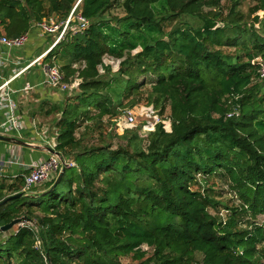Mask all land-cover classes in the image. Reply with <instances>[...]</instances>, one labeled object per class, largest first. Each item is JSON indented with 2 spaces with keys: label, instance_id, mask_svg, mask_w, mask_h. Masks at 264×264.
<instances>
[{
  "label": "trees",
  "instance_id": "obj_1",
  "mask_svg": "<svg viewBox=\"0 0 264 264\" xmlns=\"http://www.w3.org/2000/svg\"><path fill=\"white\" fill-rule=\"evenodd\" d=\"M78 1L0 0V33L65 21ZM223 1L230 2L226 16ZM242 2L80 0L75 13L88 26L71 22L47 56L63 60L68 83L80 80L76 95L65 90L63 104L53 105L61 113L55 149L76 166L65 167L56 185L57 178L27 192L21 175L0 174V201L23 193L0 206V226L31 219L8 236L0 231V264H122L123 255L139 264L256 263L264 225L234 230L233 219L210 211L216 200L195 188L200 178L225 177L243 209L264 216V16H256L263 31L249 27ZM106 55L121 59L116 72ZM145 74L155 77L149 100L169 112L148 136L121 122L123 98L141 89L136 75ZM105 117L116 131L86 142L91 129L104 133ZM115 137L126 143L115 145Z\"/></svg>",
  "mask_w": 264,
  "mask_h": 264
},
{
  "label": "built area",
  "instance_id": "obj_2",
  "mask_svg": "<svg viewBox=\"0 0 264 264\" xmlns=\"http://www.w3.org/2000/svg\"><path fill=\"white\" fill-rule=\"evenodd\" d=\"M79 2L80 0L78 1V3ZM78 3L75 5V7L73 8V10L65 21L57 22L55 18H50L49 20L44 19L43 21L35 24V26H38L43 32L59 34L57 35L51 47H49L45 52L40 54L37 58L31 61L24 68L15 72V74L11 78L5 80L0 85V106L5 109V119L0 124L1 134L13 136L15 133L20 136L22 130L25 127L24 120L19 114V105L17 101L11 97V81L33 64L39 61L43 62L48 56L49 52L62 39L65 32L69 29L71 22L77 20L80 29L86 28L88 26L89 20H87L81 13H75ZM61 26L62 29L60 30ZM29 38L30 31L24 32L21 35L14 37H10L4 33H0V46H6L9 49L22 48L27 44ZM3 63L4 61L0 57V66ZM42 64L46 76L45 82L50 88L65 91L72 87V83H68L65 80L64 74L59 65L45 62ZM259 74L261 78H264V60L261 62ZM30 88H32V86L27 85L24 89L29 90ZM231 115H233V112L228 113V116ZM165 118L166 117H164L160 113V110L154 104H141L123 108L121 122L125 126H135L141 124L142 131L145 134H150V132H154L156 130L157 126L161 122H163ZM37 135L46 145L52 147L53 149L56 148V137L54 138L50 136L48 128H44L40 132L38 131ZM14 162L20 164L22 163L17 156H0V163H3L0 174L2 173V170L5 166H9ZM23 165L27 172L14 175L13 178L21 175L23 179L22 190L27 192L37 185L43 184L46 181H50L52 179L57 178L63 168L76 166V162L73 159H64L61 154L50 152V156L47 158H40L35 161H32L31 163H26Z\"/></svg>",
  "mask_w": 264,
  "mask_h": 264
},
{
  "label": "crops",
  "instance_id": "obj_3",
  "mask_svg": "<svg viewBox=\"0 0 264 264\" xmlns=\"http://www.w3.org/2000/svg\"><path fill=\"white\" fill-rule=\"evenodd\" d=\"M57 35V33L43 32L34 25L30 30V38L24 47L9 49L6 46H0V57L4 61L0 66V85L51 47ZM44 62L52 64L51 58L46 57L43 62L39 61L33 64L10 83L11 97L19 105V114L24 120L25 127L20 136L15 133L13 135L22 140L23 143L0 140V156H17L22 162L21 164L14 162L5 166L8 176L25 173L27 170L23 164L50 156V151L47 149L48 145L42 142L37 132L48 128L50 136L56 137L57 126L51 128L45 121L50 116L52 117V114L48 113L50 108H53V105L57 103H62L65 92L50 88L45 82L46 76L42 64ZM53 63L56 64L57 60ZM27 85H31L32 88L24 89ZM4 119L5 109L0 106V124Z\"/></svg>",
  "mask_w": 264,
  "mask_h": 264
},
{
  "label": "rangeland",
  "instance_id": "obj_4",
  "mask_svg": "<svg viewBox=\"0 0 264 264\" xmlns=\"http://www.w3.org/2000/svg\"><path fill=\"white\" fill-rule=\"evenodd\" d=\"M259 1L260 0H243V2L241 3V6H240V12L243 14L242 19L244 21H247V24L249 27L251 26V24L254 23L255 24L254 27L257 30L263 31L262 22H260L258 19H256V16H259L260 19L263 18L264 10L258 9L256 11H253L254 6L256 4L258 5ZM229 8H230V2L229 1H223L219 10H222L224 16H226L229 13ZM210 10H211V8H209V7L204 9L205 12H209ZM182 18L184 21H188L190 24H192L194 26H198L201 23V21L198 18H193V17H189V16H183ZM182 18H180V19H182ZM179 20L172 21V22H165L164 29L166 31H169L176 24H178ZM219 24L222 25L223 23L220 22ZM236 49H238V48L237 47H225V48H223V50L225 52H228V53L233 52ZM139 50H141L140 47H138L137 49H134L132 54H135ZM262 57L264 58V56H261V58ZM55 60H57L56 64L59 66H61L64 63L61 58L53 56L51 58L52 64H54L53 62ZM120 61H121V59H118V58H115V57H112L109 55H106L104 58V63L111 65L112 72H116L118 70ZM101 72H104L103 68H101ZM136 76L138 77V82H140V83L142 82V83H144V85L141 87V89L139 91L132 92V93L128 94L127 96H125L123 98V105L121 106V108L122 107H128V106H136V105H141V104H148V105L154 104L153 102H151L149 100V94H150V86H151L152 82L155 80V77L151 76L149 74L136 75ZM78 82H80V80H78V79L75 80L72 83V87L70 89L66 90L67 95L69 94L72 96V95H76L79 92ZM65 96H66V94H65ZM65 96L63 97V100L61 101L62 104L64 102ZM53 108H50L52 111L51 112L52 117L50 116L49 119L47 118V120L45 121V123L50 125L51 128L56 126L57 120L61 116V113H59L58 111L54 112ZM158 109L160 110V113L164 117L167 118V116L169 115V112H167V110H165V112L162 113L161 108L158 107ZM104 120H105V124H104V128H103L104 133L101 134L100 130L90 132V131H92V129H91L88 132L86 142L98 143V142H100L101 139L107 138V132L116 131L115 125H114V127H113V125H111V122L109 121L108 117H105ZM89 124H92V122H89ZM85 125H86V123H83L80 126V128L78 129V131H77L78 136H80L81 132L84 131ZM126 128H139L140 133L143 136H148V135L153 133V132H150V134L149 133L145 134L142 131L141 124L135 125V126H127ZM113 142L115 145L118 143H123V144L126 143L125 140L120 139L118 137H115L113 139ZM69 158H71V157H69ZM71 159H73V158H71ZM1 175L7 176L6 178H8L9 181H11L10 180L11 177L7 175V167H4V172L1 173ZM195 188L201 189L202 192H205L206 194L210 195L214 200H216V202H217L216 206L211 207L210 211L215 215H218V216L220 215L222 217V219L224 220V222L229 221L230 219H233L236 222V225L234 226V230H247V229L251 230L258 225H264V216H262V215H251L245 209H243L242 199L240 198V196H238L236 191L229 184V181L227 180V178L222 177L220 175L210 177L207 180H201V178H200V182L195 186ZM34 189L35 188H32L31 190L33 191ZM22 216H25V215H22ZM28 223H31V222H28ZM18 227H19V225L10 229V231H8L6 233L7 236L9 233L17 231ZM144 248L151 250L148 246H145ZM256 254H257L256 255L257 259H256L255 264H264V240L257 243ZM196 258L199 262L202 258V255L197 253ZM121 261H122V264H139L140 263V260L135 258L133 255H123L121 257ZM195 264H197V263H195ZM200 264H202V263L200 262Z\"/></svg>",
  "mask_w": 264,
  "mask_h": 264
},
{
  "label": "water",
  "instance_id": "obj_5",
  "mask_svg": "<svg viewBox=\"0 0 264 264\" xmlns=\"http://www.w3.org/2000/svg\"><path fill=\"white\" fill-rule=\"evenodd\" d=\"M257 60H260V58H258ZM0 140L7 141V142H13V143H23L22 140H19L18 138L14 137V136L4 135L1 133H0ZM47 149L52 153L60 154V152L56 151L52 147L48 146ZM2 166H3V163H0V171L2 169ZM63 173H64V168L59 173L54 185H56L61 180ZM22 195H23V193L20 192V193H15V194L7 196L6 198H4L3 200L0 201V206H2L3 204H5V203H7L13 199L21 197ZM28 222H31V219L28 216H26V215L20 216V217L14 218L13 220H11L7 224L0 226V231H8L17 225L21 226V225H24L25 223H28Z\"/></svg>",
  "mask_w": 264,
  "mask_h": 264
}]
</instances>
